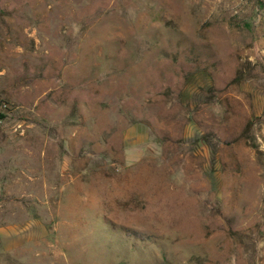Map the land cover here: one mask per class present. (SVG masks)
<instances>
[{"label": "rangeland", "instance_id": "rangeland-1", "mask_svg": "<svg viewBox=\"0 0 264 264\" xmlns=\"http://www.w3.org/2000/svg\"><path fill=\"white\" fill-rule=\"evenodd\" d=\"M0 264H264V0H0Z\"/></svg>", "mask_w": 264, "mask_h": 264}]
</instances>
